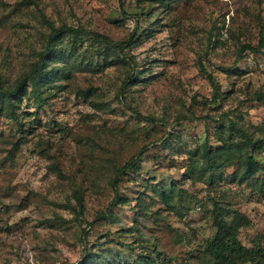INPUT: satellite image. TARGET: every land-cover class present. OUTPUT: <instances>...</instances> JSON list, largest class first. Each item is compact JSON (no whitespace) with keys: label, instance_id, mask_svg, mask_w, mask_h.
<instances>
[{"label":"rangeland","instance_id":"1","mask_svg":"<svg viewBox=\"0 0 264 264\" xmlns=\"http://www.w3.org/2000/svg\"><path fill=\"white\" fill-rule=\"evenodd\" d=\"M43 18L117 42L137 26L127 50L137 82L121 96L129 66L64 38L66 60L56 67L65 73L51 86L31 82L35 93L15 107L17 119L0 112V264H206L201 253L216 233L214 217L234 213L248 222L240 242L264 247V102L255 96L264 94V54L246 52L232 74L220 70L240 44L257 45L264 0H0L3 86H13L43 50ZM199 65L220 86L216 104L204 100L212 87ZM222 113L256 146L244 149L229 119L216 122ZM205 142L229 144L235 158L211 183L210 171L198 174L193 162ZM143 147L120 176L115 203L116 170ZM246 152L261 169L240 180ZM75 191L83 219L94 221L85 260V224L71 210Z\"/></svg>","mask_w":264,"mask_h":264},{"label":"trees","instance_id":"2","mask_svg":"<svg viewBox=\"0 0 264 264\" xmlns=\"http://www.w3.org/2000/svg\"><path fill=\"white\" fill-rule=\"evenodd\" d=\"M43 22L49 28V34L46 37L43 50L37 54V58L34 63L30 65L28 70L24 72V74L13 86H3L0 83V112L5 111L6 116L9 118L17 119L15 107L18 106L28 93H35L34 90L31 92L28 91L31 82L37 79L42 85L51 86L59 78L58 76L60 74L63 75L65 73L64 70L61 71L56 67L58 62L66 60L67 52L62 50L64 38H68L72 45H85L86 49L96 51L98 55L102 56L104 60L108 62L116 60L129 66V74L119 91L121 96L124 95L125 89L129 85L137 82V63L135 58L127 51L136 42V35L139 32V28L137 26L133 29V32L130 34L128 39L117 42L109 36L81 26H55L46 18H43ZM246 52L264 54L263 30L259 33L257 45L240 44L232 65L228 67H220V70L225 74H232L235 67L242 60ZM199 67L202 74L207 78L212 87L211 98H204V100L208 104H216L222 99L220 86L201 65H199ZM255 96L264 102V94L257 93ZM128 108L138 119L151 124L158 123V119L149 116L145 117L136 112L133 108ZM192 119H196L194 114L191 116L181 115L176 119L175 124L178 125L182 120ZM199 119H204L206 121L208 120V117H200ZM224 119H229L233 129L242 134L245 143L244 149L256 146V142L252 140L247 131L244 130L236 120H232L228 113H222L216 122H220ZM145 150L146 147L141 148L136 155H134L121 168L116 170L113 182L111 183L114 190L113 200L115 203L119 200L117 185L120 176L124 175V173L132 166L134 160L145 154ZM198 152L199 155L193 159V162L195 163V167L197 166L199 169L197 172L198 174L204 175L203 171L205 169L210 171L208 172L209 183L215 179L216 172L219 174L222 168L232 164L235 159L229 144L224 145L222 148L214 149L205 142L203 143V146L200 147ZM240 160L242 165L240 180H248L252 178L254 174L261 169L259 163L254 160L252 155H248L247 152ZM211 170L214 171L212 172ZM160 197L166 204H168V193L163 192L160 194ZM73 198L75 200V207H77V209L71 208L75 219L85 224V227L81 229V238L85 245L83 248L84 252L82 258L85 260L87 257L88 245L86 227H91L94 224V221L88 222L83 219L85 207L81 193L79 191H75ZM113 205L114 203L110 206ZM214 223L216 225V233L211 239L205 241V246L203 252L201 253V261H206V264H264V247L257 245L252 248H248L245 247L238 239L239 227L248 223L245 219L236 215V213L233 214L231 219L216 215L214 217Z\"/></svg>","mask_w":264,"mask_h":264}]
</instances>
